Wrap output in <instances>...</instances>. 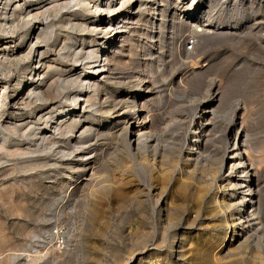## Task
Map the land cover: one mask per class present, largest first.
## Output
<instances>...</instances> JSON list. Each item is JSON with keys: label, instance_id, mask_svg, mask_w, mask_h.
Here are the masks:
<instances>
[{"label": "rangeland", "instance_id": "obj_1", "mask_svg": "<svg viewBox=\"0 0 264 264\" xmlns=\"http://www.w3.org/2000/svg\"><path fill=\"white\" fill-rule=\"evenodd\" d=\"M64 1L68 0H38L29 5L52 25L44 50L47 59L30 61L31 68L38 61L45 64L39 69L41 75L46 72L44 97L28 96L31 87L27 86L0 114V264H241L256 243V234L248 233L250 247L235 251L229 246L216 252L218 241L205 232L213 212L204 203H212L200 205L197 198L204 187L203 176L216 184L226 183L221 175L229 166L224 153L235 146L237 134L257 184L253 189L264 235V0H203L201 4L162 0L161 15L155 17V3L145 1L138 10L131 6L130 18L119 24L121 33L104 54L111 76L84 95V88H77L73 78L78 70L86 71L85 62L95 58L75 56L74 48L79 39L93 40V45H98V39L87 30L72 28L82 18L67 20L76 14L77 6L66 10ZM172 3L177 8L172 9ZM190 4L193 9L201 5L199 20L209 15L207 31L193 27L198 18L187 13ZM117 6L120 10L123 3ZM22 30H15V38ZM24 63L12 65L13 74L27 72L29 64ZM34 79L40 82L39 76ZM15 82L11 81L10 89ZM61 84L69 88L61 91ZM69 90L83 98L88 95L83 126L89 127L87 132H78L82 122L75 126L73 117L65 122L63 109L76 101V97L64 100ZM133 92V100L142 106L139 118H146V131L158 143L156 150L150 146L128 153L123 134L111 126L129 110ZM53 102H61L54 117L37 122L39 111ZM49 119L52 124L62 123L57 133L40 141L34 132L41 131ZM196 132L203 136L199 148L191 150ZM73 143L78 148L67 151L65 146ZM77 151L86 156L82 167L87 176L93 174L88 181H79L75 163L54 170L59 155L73 160ZM197 151L204 154L194 168ZM159 155L165 160L162 165ZM192 213L199 214L196 226L182 230L181 221L190 220ZM199 226L204 231L194 236ZM56 237L62 239L59 245ZM172 246L177 253L170 252ZM180 251L187 256L183 262L176 261Z\"/></svg>", "mask_w": 264, "mask_h": 264}, {"label": "bare ground", "instance_id": "obj_2", "mask_svg": "<svg viewBox=\"0 0 264 264\" xmlns=\"http://www.w3.org/2000/svg\"><path fill=\"white\" fill-rule=\"evenodd\" d=\"M36 1H38V0H6V1L0 0V18L3 19L2 21H0V27L3 29L2 31L4 32V35H3L4 37H2L0 39V114H1V112H3V110H4L3 108L8 106L7 103H10L13 99L15 100L16 98L21 97V95H23L25 89H27V86L31 87V89L28 92H26L28 96H30V95L35 96L36 99H42L44 97V93L41 90H42V85H43V79L46 77L45 76L46 72H45V74L41 75V73H39V69L43 65L45 67V64L44 63L42 64L41 61H45L47 59L44 50H47V48H46L48 46L47 45V39L50 38V36L52 34V25H51V23L49 24L46 21L48 18L46 19L45 16H43V15L41 16L40 14H38V12L35 11V10H37V9H35L36 7L34 8V6L33 7L29 6L31 3L36 2ZM113 1H115V3ZM145 1H150L153 4L154 3L156 4V5H154V7H155V9H158V11H156L155 13L153 12L154 17L157 14L161 15L162 9H159V7L162 4V0H109V1L107 0L106 2H104L103 0H68V1L63 2V3H65L63 6L66 8V10H67V8H69V10H74L73 8H75V6H77L76 9L74 10V12L76 14H74L68 18L66 17L67 20L69 18H73L74 16H81L80 18H82V19H79L80 22L78 21V22L72 23V28L82 29L85 31L87 30L89 36L92 35L93 38L98 39V43H97L98 45L91 44L93 42V40L92 41L90 40L89 42H86V43H84V41L82 42V39H79L78 41H76L79 44H78V47L74 48V50H76V51L78 50L76 52L75 56L81 57L80 55L83 54V56H82L83 59H88L89 57L95 58V59L93 58L94 60H89L88 62H85L84 64L82 63L84 65L83 68H87L86 71H84V72L82 71L83 73H81L79 70L77 72H75L77 74H76V76H74L75 79L73 78V84L76 82L78 84V85L75 84L76 86H78L77 88H79V87L81 89L84 88V90L82 89V91H81L83 93L82 95H84V92L87 93L90 90H94V87L97 85V83L101 82L102 80H105L108 76H111V73L108 70L107 65H106V61H107V60H105L106 55H104L105 52L108 50L107 47L111 46L112 43L115 41L116 37L118 35H120L121 29H119V28H121V26H119V24L122 23L123 19L125 20V19L130 18L132 10H130L129 8H131V6L132 7L135 6L136 9L138 10L140 8V5L142 3H144ZM202 1L203 0H197V4L198 3L201 4ZM53 2L58 3L59 0H52V3ZM61 2L62 1H60V3ZM191 2H193V1H191ZM117 3L118 4L123 3V8L118 10ZM192 4H194V3H192ZM192 4H190L188 6L187 13L193 12V15L191 16V18H194V17L198 18L197 19L198 22L195 20L196 26H193V27H195L196 31H200V30L201 31H207V29L210 27L209 24L206 23L207 20L209 21V19H210L209 15H207V18H205V20H203V19L199 20L198 14H199V9H200L201 5L200 6L197 5L195 7V9H193ZM56 5H58V4H56ZM27 7H29L28 10L26 9ZM162 7H163V5H162ZM170 7L172 9L177 8L175 3H172ZM189 8H192V9H189ZM136 9H135V12H136ZM107 12H109L108 16H106ZM89 15H94V19L89 18ZM65 16H67V15H65ZM213 19H214V17H213ZM66 21H61L60 22L61 25H64V26H65V24L67 25ZM26 24H29L28 27L25 26ZM21 27L24 28V32L22 30L23 33L20 34L21 36L20 37L16 36L17 38H15V35H16L15 30L20 29ZM67 28H68V26H67ZM69 30H70V28H69ZM69 30L67 29V31H69ZM82 30H81V32H84ZM141 50H142V48H141ZM35 57H41V61H38L37 65L34 66L33 68H31V65H30L31 62L30 61ZM95 61H96V64L91 66V64L95 63ZM23 62H25L24 65L29 64L28 65V71L25 72L23 69V71L20 72L21 74H19V75L13 74L14 72H12L11 69H13L15 67L12 68V65L23 63ZM76 62H78V60ZM86 66H88V67H86ZM76 70L77 69H75L74 71H76ZM35 76H39L40 82L33 81ZM13 79L16 80V82L14 83L13 89H10L11 87H9V86H11V81H13ZM62 87L64 89H62L61 91H63V90L65 91L66 89L69 88V87H64V85H62ZM137 87L138 86H136V88ZM74 88H75V86H74ZM8 90H10V92ZM11 90H12V93H11ZM70 90L66 91L65 96H64V100L66 101L69 98L71 99V98L76 97V101H74L75 99H73L72 103L69 104L68 107L63 106V107H65L63 109V111L66 112L64 115L66 117L65 122H67L69 119H72V117H73V121H74L75 126H78V124H80L82 122L81 126L80 127L78 126L79 127L78 132L83 133L89 129V127H86V128L83 127L84 123H85V121H87L86 119L88 117V115L86 114L87 111L85 109L88 95H87V97L83 98V97H80V96H82L81 94H78V93L77 94H75V93L71 94ZM9 94H11V95H9ZM134 97H135V93L133 92L130 108L128 107L129 110L120 114L121 117L118 118V120L116 122L112 123L111 126L115 127L114 130H116V126H117L119 134H123V138H124L123 143H124L125 148H126L125 150H127L128 153L131 152L133 154H136V153L140 152L142 149L146 150L150 146H152L153 150H156V148H157L156 145L158 143L157 144L153 143V142H156V140H154V138H152L150 136V134H149L150 131H149V133L146 131V129L148 127L147 122H146L147 121L146 118H143L142 120H140L139 116H140V112L142 111L141 110L142 106H141V104H139L133 100ZM9 98H10V100H8ZM5 99H7L9 102H7V100H5ZM1 101H3V102H1ZM123 101H125V99ZM60 103L53 102L52 104H49V106L47 108H45L44 110L39 111L40 113L37 114L36 121L39 122L42 119L45 120L46 116L48 117V115L50 116L48 118H53L55 115L53 113H55L58 110V108H60V106H61ZM58 104H60V105H58ZM63 111H61L59 113L61 114V113H63ZM203 112H207V111L203 110ZM145 117H147V116H145ZM52 122L53 121H51V119H49L48 123L41 127V131L37 130L38 132H36V131L34 132L35 133L34 136L35 135H36V137L38 136L40 141L41 140L46 141L45 138L48 137L47 139H49V137H51L55 133H57V131L59 130L60 123H62V122L56 121L53 124H52ZM50 123L52 125H50ZM231 129H232V127L229 129V131H231ZM151 135H153V134L151 133ZM202 136L203 135L199 134V132L194 133L193 137H195V140H192L194 149H191V150H195V149L199 148L197 145H198V142L200 141ZM32 138H34V137H32ZM237 139H238V137L236 134L235 140H234L235 146L230 148V149H227L224 153V157H225L226 161L229 163V166H228L227 173L226 174L222 173L221 175L222 176L224 175L222 182L226 181V183L223 184L221 182L222 184H216V182H214V180L213 181L211 180L212 178L209 181L208 180L209 177L207 178V176H206V178H205L203 176L204 187L200 186V187H203V189L202 190L200 189L201 191L199 190L201 192V195H200V199H198L199 197L197 196L198 197L197 201L200 200L198 202V204H200V205H201L202 201H207V203H212V206L211 205L205 206L206 204L204 202H202V203H204V207H206L209 210V212H213L212 217L209 218L210 221L207 220V222H206V223H208V221H209V227L208 228L206 227L207 231L205 230V232H207L206 234L208 235V238H210V236L212 235L211 236L212 241H218L217 247H216V252H219V251L223 252L224 249L229 247V246L236 248L237 250H235V251H238V250L240 251L241 247H246V246L250 247L249 242H248V236H249L248 233L251 232L253 234L254 233L256 234L257 240H256V243L254 245L252 244L253 246L249 248L250 251L248 250L249 253H247L248 254L247 258H246V256L244 258L241 257L243 259L241 264H264V235H262V233H260L261 229L259 226L260 216L258 215L259 214L258 204H257L258 201L256 200L257 198H255L256 194H255L254 189H253L257 184L255 182V179H253L254 176L252 177V175L250 174V170H251L250 166L247 164L246 160L244 159L243 154H245V151H243V152L241 151V149L243 148V144L241 143L240 138H239V140H237ZM236 141H237V144H236ZM151 143H153V144H151ZM2 145L3 144L1 143L0 147ZM53 145H55V142ZM65 147H66L67 151H71L72 148H75L77 146H76V143H73L71 146L69 144H67ZM196 147H198V148H196ZM164 150H166V149H164ZM146 152H149V151H146ZM193 152H195V151H193ZM81 153L82 152L77 151L76 155H75L76 159H73V160L71 158L70 159H63V157L66 156V154L61 155V156L59 155V159L54 160L55 164H57V165H55V166H57V168L54 167V170L57 169L56 171H58L59 169H62L63 166L64 167L66 165L71 166V164L75 163V164H73L74 166L78 165V169H76V176L79 178V181H81L82 179L87 180V181L90 180L92 178L93 174H89V177L87 176L88 174L86 172V169L82 167L86 161V158H85L86 156L85 157L82 156L83 154H81ZM196 153H197V158L193 159V161H194L193 167L194 168L197 166L198 161L203 159L202 157L204 154V153L202 154V152H198V151ZM69 155H71V152L69 153ZM152 155L155 156V154H152ZM87 156L91 157L89 155H87ZM159 156H157V158ZM163 159H164L163 156H160L158 159V161L161 165L165 161ZM71 160H72V162H71ZM220 161H221V159H220ZM145 163H146V161H145ZM152 164H155V163H152ZM189 166H190V164H189ZM154 171H156V170H154ZM221 171H222V169L220 168L219 172H221ZM67 174H70V173H67ZM69 178H70V180L74 181L73 176H69ZM199 185H201V184H199ZM104 188H105V186H104ZM200 192H199V194H200ZM197 211H195V212H197ZM202 211H199V212H202ZM192 212H194V211H192ZM192 214H194V213H192ZM186 215H187V213H186ZM188 215L189 216L187 218L191 217L190 214H188ZM184 218H183V220H184ZM197 219H199V214L195 213L190 220L185 219L184 222L181 221V227L180 228L184 231L185 230H191L192 228H194V226H196L195 223L197 224V221H196ZM166 220H168V219H166ZM203 221H205V220H203ZM200 226L196 227V228H198L196 232H198V230L200 232L194 233V236H199L200 233H202L201 231H204V229ZM206 226H208V225H206ZM258 233H260V234H258ZM190 236H192V235H190ZM187 237L184 234V238L183 237L182 238L185 240V238H187ZM174 239H175V237H174ZM205 240H207V239H205ZM174 248H175L174 246L170 247V252H172V250L173 251L175 250V252H176L177 248L176 249H174ZM155 249H159V248L156 247ZM230 250L231 249H229V251ZM243 254H246V253H243ZM177 255H178V259H176L177 262L178 261L183 262L186 260L187 256H185V253H183V251H180ZM231 264H239V263L233 262Z\"/></svg>", "mask_w": 264, "mask_h": 264}, {"label": "built area", "instance_id": "obj_3", "mask_svg": "<svg viewBox=\"0 0 264 264\" xmlns=\"http://www.w3.org/2000/svg\"><path fill=\"white\" fill-rule=\"evenodd\" d=\"M190 40H191V39H190ZM190 42H191V41H190ZM187 43H188V42H187ZM54 242H55L56 245H59V244L62 242V239L56 237Z\"/></svg>", "mask_w": 264, "mask_h": 264}]
</instances>
